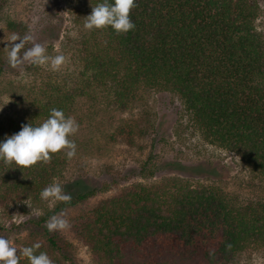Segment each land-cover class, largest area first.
I'll return each mask as SVG.
<instances>
[{
    "label": "trees",
    "instance_id": "obj_1",
    "mask_svg": "<svg viewBox=\"0 0 264 264\" xmlns=\"http://www.w3.org/2000/svg\"><path fill=\"white\" fill-rule=\"evenodd\" d=\"M84 1L88 15L101 2ZM260 3L136 0L130 12L134 29L117 33L111 27L84 28L75 39L67 72L11 96L7 118L0 120V140L23 124L38 126L52 108L72 117L81 101L89 100L117 112L143 102L146 92L169 91L179 97L206 141L236 153L249 169L256 193L248 198L218 185L171 177L100 200L74 227L98 263L227 264L251 248L264 250V35L256 24ZM7 26L25 29L10 20ZM145 112L119 130L131 143L154 130L152 114ZM50 156L47 163L27 168L0 160V207L43 201L40 192L52 183L64 189L71 159L66 150ZM152 160L144 164L148 176L158 168ZM96 192L77 190L70 201H59L52 211L31 220L43 228V241L33 239L26 247L39 243L36 254L46 252L53 264H66L69 245L43 223ZM19 264L29 261L20 257Z\"/></svg>",
    "mask_w": 264,
    "mask_h": 264
},
{
    "label": "rangeland",
    "instance_id": "obj_2",
    "mask_svg": "<svg viewBox=\"0 0 264 264\" xmlns=\"http://www.w3.org/2000/svg\"><path fill=\"white\" fill-rule=\"evenodd\" d=\"M260 6L256 24L264 35V0ZM88 11L84 0H0V63L3 66L0 120L7 118L11 96L25 94L27 88L68 71L73 63L75 39L84 29ZM9 20L25 29H10ZM34 44L42 45L50 57H65L59 70L53 71L50 64L36 65L24 59V53ZM13 51L15 58L7 64ZM143 96V102L117 112L103 103L97 105L83 100L72 116L79 125L78 131L70 137L76 144V154L65 171L63 191L71 196L77 190L96 188L97 192L53 215L69 224L65 229L51 232L62 244L69 245L65 250L66 264H101L90 247L77 237L74 228L77 219L100 200L136 185L149 186L179 177L193 185H218L243 198L256 193L251 189L250 171L240 157L206 141L192 125L176 94L157 90ZM145 111L153 115L154 130L131 143L119 130ZM147 159L158 164L151 176L143 171ZM58 202L50 198L37 203L11 204L7 209L0 207V224L4 226L0 236L11 239L18 249L26 247L33 239L43 241V228L31 220L52 211ZM227 264H264V250L251 248Z\"/></svg>",
    "mask_w": 264,
    "mask_h": 264
},
{
    "label": "clouds",
    "instance_id": "obj_3",
    "mask_svg": "<svg viewBox=\"0 0 264 264\" xmlns=\"http://www.w3.org/2000/svg\"><path fill=\"white\" fill-rule=\"evenodd\" d=\"M136 6V0H101L92 7V11L86 16L84 28L86 30L103 29L111 27L117 33H126L135 28V23L130 18L132 8ZM31 37H25L30 39ZM45 48L40 44H34L24 53V59L36 65L50 64L53 71L59 70L65 61L63 55L50 57L45 54ZM15 51L10 58H15ZM79 125L70 116H66L63 110L52 108L48 118L38 126L32 123L23 124L21 130L14 134H6L0 140V160L5 164L15 163L27 168L38 162L47 163L52 153L66 150V156L71 159L76 154V144L70 139L78 131ZM40 198H50L59 201H70L71 194L63 191L58 183H52L40 192ZM49 232L69 227L68 221L57 216L51 217L46 222ZM39 243L18 249L11 239L0 236V264H19L20 257H26L29 264H53L46 252L36 254ZM19 253V255H18Z\"/></svg>",
    "mask_w": 264,
    "mask_h": 264
}]
</instances>
